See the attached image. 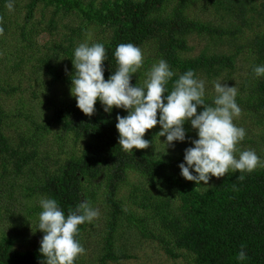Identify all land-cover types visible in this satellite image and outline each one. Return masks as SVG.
Segmentation results:
<instances>
[{"label": "trees", "instance_id": "16d2710c", "mask_svg": "<svg viewBox=\"0 0 264 264\" xmlns=\"http://www.w3.org/2000/svg\"><path fill=\"white\" fill-rule=\"evenodd\" d=\"M6 3L7 0H0V20L6 18ZM40 3L43 7H54L55 15L61 11L78 13L87 24L104 28L105 35L109 36L101 42L107 57L103 61L105 80L117 69L116 47L127 43L139 46L144 55L142 68L131 77L133 86H143L147 72L160 59L175 73L167 85L169 92L173 81L189 70L197 78L214 83H231L237 74L239 94L235 99L240 114H245L260 129L259 133H246L237 148L240 152L251 146L264 164V77H256L253 71L256 66L264 65V0H30L25 23L34 18ZM14 6L19 8L15 0ZM199 6L203 15L215 14L219 18L201 22L199 15L193 13ZM57 27L53 16L49 30L53 32ZM193 36L222 43L226 48L204 51L196 58L185 57L193 51L190 44ZM23 40L27 43L26 36ZM65 42H69V46L60 44L58 47L70 57L75 40L70 37ZM26 47L33 48L28 43ZM48 49L53 55L41 61L55 81L71 86L72 61L69 75H59L57 67L50 62L58 56L57 50ZM3 91L8 94L16 89ZM204 99L206 105H212L214 96L205 90ZM95 108V114L89 117L74 101L58 109L43 125H36L29 137L18 132L17 139L12 140L6 134L8 116L0 105V214L4 210L7 221L0 223L10 224L18 219L16 206L19 202L25 204L26 199L37 202L41 198L55 199L67 216L82 200L92 206L99 199L98 192L104 184L106 248L101 264L136 259L129 252L128 240L120 241L125 224L133 225L142 236L154 239L168 258L175 261L264 264V166H258L251 173L230 171L215 179L210 187L201 186L203 182L196 185L177 173L170 174L173 164L183 162V155L173 160L157 156L151 137L145 139L150 141L152 150L134 149L133 154L123 151L118 145L115 125L117 114L123 117L126 111L114 107L111 114L105 113L99 101ZM184 128L185 142H173L183 154L185 148L192 146L188 138H197L189 123L186 122ZM53 130L67 137L71 135L74 144L84 142L83 148L76 153L73 149L56 171L49 169L42 152L43 139ZM157 132L154 134L159 135ZM258 140L259 143L250 144ZM49 153L46 146V159L51 161L53 156ZM58 163V160L52 162ZM130 175L154 188L161 185L168 189L157 191L156 197L140 186H133L134 192L144 193L143 197H128L142 211L140 216L128 209L125 200L119 197L120 186L129 183ZM21 177L25 183L22 186ZM100 181L103 182L99 184ZM17 186L21 188L19 193L14 191ZM40 210L37 204L30 212L25 209L28 216H21L37 222ZM91 225L79 226L77 239L81 244ZM20 227L16 224L10 234L0 239V264H43L44 257L39 252L43 233L37 231L39 241L32 249L22 250L29 238L20 233ZM241 248L247 256L243 262L236 259ZM75 264H79L78 257Z\"/></svg>", "mask_w": 264, "mask_h": 264}, {"label": "clouds", "instance_id": "9594fccd", "mask_svg": "<svg viewBox=\"0 0 264 264\" xmlns=\"http://www.w3.org/2000/svg\"><path fill=\"white\" fill-rule=\"evenodd\" d=\"M6 7L14 11V0H7ZM114 57L117 69L105 80L103 61L107 57L103 44L80 43L71 59L74 74L70 94L78 109L89 117L95 114L97 101L105 113L111 114L114 107L126 111L123 117L117 114L115 125L118 145L123 151L133 154L134 149L148 148L150 141L144 135L157 124L161 129L158 134L165 137L166 146L185 142L187 122L197 137L188 138L192 146L185 148L183 162L178 165L180 175L187 181L196 185L203 182L201 186L210 187L213 177L219 179L230 171L251 173L258 166H264L254 150L240 151L238 158L234 155L246 135L244 128L233 123L241 113L235 99V86L215 82L212 105H206L205 81L197 78L193 71L179 75L169 92L167 85L175 73L160 59L147 72L143 86L138 87L130 80L143 66L141 48L132 43L119 44ZM253 71L256 77H264V65L256 66ZM198 108H201L199 112ZM38 204L41 210L37 230L43 233L39 242L43 264H75L77 257L85 252L77 239L79 226L97 219L99 209L82 200L75 211L65 216L55 199L41 198ZM236 259L240 262L247 259L243 248Z\"/></svg>", "mask_w": 264, "mask_h": 264}, {"label": "rangeland", "instance_id": "374dc122", "mask_svg": "<svg viewBox=\"0 0 264 264\" xmlns=\"http://www.w3.org/2000/svg\"><path fill=\"white\" fill-rule=\"evenodd\" d=\"M98 1L100 2L102 0ZM29 2L30 0H15L19 8L17 9L14 6V11L10 12L8 10L6 12V18L0 20V29H2L0 31V83L2 86L0 88V105L8 116L6 119L7 125H5L7 126L6 134L12 140L17 139L18 132L21 135L24 134L29 137L30 134L34 133L36 125H43L58 109L76 101L70 94L71 86L63 81H55L47 67L41 61L47 55H53V52H50L48 47H55L58 55L50 62L57 67L59 75L67 76L70 73L73 51L80 43H101L109 37L105 35L104 28H100L91 23L87 24L85 19L80 18L78 13L66 14L64 11H61L55 15L54 7H43L42 3L38 4L34 18L30 19V22L25 23L27 20L26 17L28 16L27 5ZM193 13L197 14V17L199 15L201 22L205 20H217L219 18L215 14L205 13L203 15L200 6ZM53 16L56 18L58 27L52 32L49 30V22ZM23 28L25 29L24 33H22ZM73 30H76L75 33H72ZM25 36L27 43L33 48L26 47L27 43L23 40ZM70 37H73L75 42L74 47L70 49L72 56L69 57L61 52L58 46L60 44L64 47L69 46V42H65V39ZM190 44L193 46V51L186 54L185 57L196 58L204 51L214 52L226 48L222 43L209 41L208 38L198 36H193ZM152 48L155 49L154 45ZM248 65L246 64V66ZM238 81L239 78L235 74L233 81L226 84L230 87L235 86L237 88ZM213 85L214 82L205 81V90L215 97ZM12 88L16 89V91L8 94L3 91V89L9 91ZM238 94L239 91L237 90ZM233 123L237 127L244 128L246 133H259L260 131L245 114H240L239 117L234 118ZM160 130L159 124L150 130H146L144 138L151 137L152 143L155 145L154 147L150 145L151 147L149 146L148 148L152 150L153 147V152L159 157L166 159L170 157L172 160L174 158L180 159L183 151L176 148L174 143V146H166L163 143L165 137L154 134V131H158L157 133H159ZM254 143H259V140L250 142V144ZM46 146H49V154L53 156L51 161L46 159ZM83 146L84 142L82 141L74 144L71 135L67 137L66 135H62L59 130H53L43 139L42 152L49 169L56 171L62 162L69 158L73 149L76 153ZM250 147H245L244 150H253ZM238 152L234 153L237 158L239 156ZM54 160H58L59 163L57 165L52 164ZM179 164H173V167L169 170L170 174L177 173L181 176L178 167ZM36 171H38L37 167ZM23 179V177L20 178V186L25 184L23 183ZM215 179L218 180L213 177L209 181V185ZM128 181L129 183L120 186L119 197L125 200L128 209L136 212L139 216L143 214L142 211L137 209L128 197H143L144 193L142 191L134 192L133 186H140L143 191L148 190V193L156 197L158 196L157 191L168 190L161 185H157V188H154L153 185L147 184L144 180H139L135 175H130ZM102 182L100 181L99 184ZM20 186L14 189L16 193L21 191ZM104 187L105 185L103 184L100 192H98L99 199L91 206L99 209L100 215L91 222L92 225L89 227V232L84 236L82 246L85 252L78 256L79 264H101L100 259L104 255L106 248V207L102 203V199H104ZM37 204L38 202L36 200L30 199H26L25 204L19 202L16 206V212L19 211L18 219L11 221L10 224L5 222L0 223V239L5 234H10L15 225L19 224L21 226L20 233L29 238V242L21 249H32L34 244L39 241V235L37 233L38 221H29L25 216L21 215L28 216L25 209L30 212ZM2 220L6 221L4 210H1L0 214V221ZM123 231L124 235L120 241L124 243L128 240L129 252L135 255L136 259L123 261L120 264H191L187 260L175 261L168 258L166 252L160 246H157V242L154 239L142 236L133 225L129 226L125 224Z\"/></svg>", "mask_w": 264, "mask_h": 264}]
</instances>
